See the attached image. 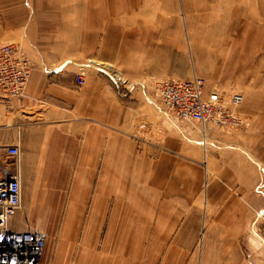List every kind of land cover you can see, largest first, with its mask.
Here are the masks:
<instances>
[{"label":"crops","instance_id":"crops-1","mask_svg":"<svg viewBox=\"0 0 264 264\" xmlns=\"http://www.w3.org/2000/svg\"><path fill=\"white\" fill-rule=\"evenodd\" d=\"M133 1L0 0V45L20 47L33 66L24 97L0 98V159L5 161L8 147H19L11 169L20 177L22 193L39 190L43 176L45 195L35 197L49 201L87 200L89 167L102 171L99 198L120 199L126 189L135 192L133 171L143 169L138 173L143 198L161 201L159 208L165 210L158 215L173 211L178 217L184 207L194 208L188 215L195 217L220 215L221 246L264 249V54L235 71L232 81L201 77L207 98L215 92L244 95L240 114L246 123L227 133L211 128L204 137L199 125L168 115L148 85H136L144 80H132L137 59L119 40L136 38L134 31L125 34L136 18L120 17V11L132 10ZM105 43L115 51L117 66L106 60ZM111 72L122 78L121 86ZM78 76L84 85L77 84ZM172 224L167 231L179 230ZM162 225L144 230L160 232ZM208 226V232L215 231ZM123 231V240H106L103 251L131 247L127 226ZM236 234L238 242L233 241ZM103 253L82 262L116 263Z\"/></svg>","mask_w":264,"mask_h":264},{"label":"rangeland","instance_id":"rangeland-1","mask_svg":"<svg viewBox=\"0 0 264 264\" xmlns=\"http://www.w3.org/2000/svg\"><path fill=\"white\" fill-rule=\"evenodd\" d=\"M120 1L119 4H123V1L129 0ZM263 1L252 0L247 3L245 0H135L130 2L132 10L120 11V17L124 20L129 17L136 18V25L128 26L125 31V34L134 31L136 38L122 37L119 41L120 45L122 43L121 48L124 46L130 48L133 57L137 59L136 72L133 71L137 77L133 76L132 80L136 78L144 80L136 81V85L143 83L148 85L161 107L160 98L156 93L157 84L161 81L193 77H203L213 82L232 81L230 77L235 71L240 70L247 61L257 59L264 54ZM163 23L167 24L166 30L163 28ZM142 33L143 37H141ZM100 44L99 41L98 50L102 48ZM109 46L105 43L103 49L109 58L106 60L116 63V53ZM18 48L21 50L20 47ZM115 49L117 51V47ZM115 65L117 66L118 63ZM118 72L121 70L119 69ZM111 74L114 80H119L118 84L121 86L122 78L120 76L118 78V74L117 76L112 72ZM207 74L209 77L204 76ZM236 82L237 79L234 83ZM234 94L243 95L240 91ZM162 109L164 110L163 107ZM245 124L244 121L243 126ZM4 159L5 161L0 159V170L9 162L15 163V160H10L6 155ZM90 163L92 160L89 159ZM133 172L137 180L134 185L135 192L131 189L134 193L128 194L126 189L122 193L123 197L112 200L99 198L102 195L99 191L98 177V174L102 173L101 168L89 167L87 200L37 199L35 196L45 195L43 188L46 186V178L41 176L39 190L23 191L22 207L13 217L11 228L47 233L48 241L41 264L45 262L85 264L83 257H95L97 254L102 255V252L104 257L116 259L114 264H264L262 248L242 245L221 246L225 243L223 216L195 217L188 215L189 211H194V208L189 207H184V214L178 217L173 216L175 214L173 211L165 212L163 216L158 215L159 211L165 210L159 208L161 201L155 202L154 198L144 201L143 198L144 186L142 182H138L143 179V176L138 174L143 172V169L136 168ZM128 180L129 177L124 180V186ZM127 194L132 196L131 200L126 198ZM156 203L158 207L155 206ZM201 205L206 207L202 202ZM252 207L254 208V205ZM102 210L107 211V214H102ZM180 210L182 212V209L178 211ZM112 211H115L114 215ZM70 212L74 214L68 215ZM208 218L210 220L214 218L211 224ZM159 223L163 224L161 227L165 230L160 232L155 231L154 228L150 231L144 230ZM171 224L172 227L178 226L179 230L167 231L166 227H170ZM208 225H212L215 231L208 232ZM126 226L129 241H133L132 246L125 250L123 246H115L107 252L106 249L103 251L102 246L106 240H114L115 243L123 240L127 234L123 231ZM109 228L113 229V234ZM239 235L236 234L233 241L238 242ZM142 240L144 246L138 247L143 245ZM105 264L111 263L105 260Z\"/></svg>","mask_w":264,"mask_h":264},{"label":"built area","instance_id":"built-area-1","mask_svg":"<svg viewBox=\"0 0 264 264\" xmlns=\"http://www.w3.org/2000/svg\"><path fill=\"white\" fill-rule=\"evenodd\" d=\"M33 66L14 45L0 47V98L3 100L24 97L31 78ZM85 79L77 77L82 86ZM206 81L201 77L191 79H169L157 84L156 93L164 111L182 123L199 125L205 132L216 129L227 133L244 125L238 110L244 96L229 97L212 93L205 94ZM19 147L6 149V156L15 160L20 156ZM12 162L1 168L0 177V264H41L48 235L39 230H14L11 221L22 207V184L20 177L11 169Z\"/></svg>","mask_w":264,"mask_h":264},{"label":"bare ground","instance_id":"bare-ground-1","mask_svg":"<svg viewBox=\"0 0 264 264\" xmlns=\"http://www.w3.org/2000/svg\"><path fill=\"white\" fill-rule=\"evenodd\" d=\"M204 1V0H203ZM231 1V0H230ZM243 1V0H242ZM245 1H247V3H249V2H252V0H245ZM224 2V1H223ZM235 2V1H234ZM264 2V1H263ZM262 2V3H263ZM9 103V102H8ZM198 126V125H197Z\"/></svg>","mask_w":264,"mask_h":264}]
</instances>
